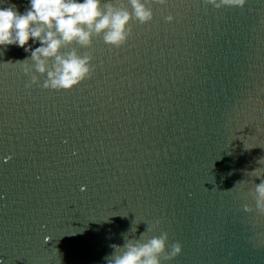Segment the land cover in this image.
Returning a JSON list of instances; mask_svg holds the SVG:
<instances>
[{"label": "water", "instance_id": "95a60500", "mask_svg": "<svg viewBox=\"0 0 264 264\" xmlns=\"http://www.w3.org/2000/svg\"><path fill=\"white\" fill-rule=\"evenodd\" d=\"M145 3L122 46L61 49L94 66L70 90L0 51V264H106L162 233L161 264H264V0Z\"/></svg>", "mask_w": 264, "mask_h": 264}, {"label": "clouds", "instance_id": "9594fccd", "mask_svg": "<svg viewBox=\"0 0 264 264\" xmlns=\"http://www.w3.org/2000/svg\"><path fill=\"white\" fill-rule=\"evenodd\" d=\"M129 3L131 12L108 0H27V7L21 12L10 0H0V51L4 52L9 45L22 48L28 55L17 61L23 63L26 74L31 72L28 65L31 60L35 71L47 76L44 88L70 90L90 77L94 66L90 56L79 55L75 49L67 53L61 49L72 43L88 46L93 35L102 36L106 44L115 47L125 44L131 18L135 16L141 23H147L153 15L145 0ZM208 3L215 8H242L246 0H208ZM31 81L39 83V78L31 75ZM252 172L260 178L254 188L256 208L264 213V172L261 169ZM246 210L251 211L247 207ZM167 240V233H162L146 242L129 240L112 245L113 252L106 258V264H161L160 254L165 251ZM181 250V245L174 243L169 255L174 257Z\"/></svg>", "mask_w": 264, "mask_h": 264}]
</instances>
